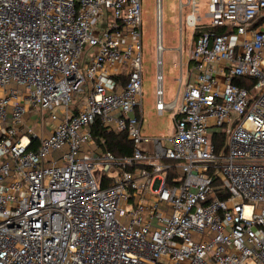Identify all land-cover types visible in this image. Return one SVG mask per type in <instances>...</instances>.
Masks as SVG:
<instances>
[{
	"label": "built area",
	"instance_id": "1",
	"mask_svg": "<svg viewBox=\"0 0 264 264\" xmlns=\"http://www.w3.org/2000/svg\"><path fill=\"white\" fill-rule=\"evenodd\" d=\"M198 1L180 0L181 32L203 33L167 103L157 0L173 129L148 137L142 0H0V264H264V0ZM98 120L131 156L97 148Z\"/></svg>",
	"mask_w": 264,
	"mask_h": 264
},
{
	"label": "rangeland",
	"instance_id": "2",
	"mask_svg": "<svg viewBox=\"0 0 264 264\" xmlns=\"http://www.w3.org/2000/svg\"><path fill=\"white\" fill-rule=\"evenodd\" d=\"M163 22H162V43H163V76L164 92L167 103L176 99L179 93L178 102L181 103L185 90L188 74V63L191 59L193 42L192 29L185 24V16L182 19L183 27L181 32L180 0H162ZM199 16H204L205 0L198 1ZM190 13V9H186ZM185 10V12H186ZM143 20V122L142 134L148 137L167 136L172 133V113L165 114L159 118L155 110L157 72H158V50H157V0H142ZM183 46V55L179 49ZM87 51V48H86ZM96 48L91 49V53ZM181 61L183 62V83L180 84ZM82 95H78L74 105L80 106ZM40 119L35 114L33 120Z\"/></svg>",
	"mask_w": 264,
	"mask_h": 264
},
{
	"label": "trees",
	"instance_id": "3",
	"mask_svg": "<svg viewBox=\"0 0 264 264\" xmlns=\"http://www.w3.org/2000/svg\"><path fill=\"white\" fill-rule=\"evenodd\" d=\"M203 33L202 30H198L196 34H194L193 42L196 43L198 37ZM123 85L127 84V78L125 76H121L118 80ZM235 84L240 87H246L250 89L253 85L251 80H243L237 79ZM94 138L97 144V148L104 152H111L117 157L131 156L133 153V144L128 139L126 134L116 133V132H108L106 131L100 121L98 120L93 127ZM227 136L224 132L215 131L212 135V144L216 149L217 154H224L227 147ZM36 146V143H34ZM226 199V197H223Z\"/></svg>",
	"mask_w": 264,
	"mask_h": 264
},
{
	"label": "crops",
	"instance_id": "4",
	"mask_svg": "<svg viewBox=\"0 0 264 264\" xmlns=\"http://www.w3.org/2000/svg\"><path fill=\"white\" fill-rule=\"evenodd\" d=\"M141 119H142V122H143V113H142V118Z\"/></svg>",
	"mask_w": 264,
	"mask_h": 264
}]
</instances>
